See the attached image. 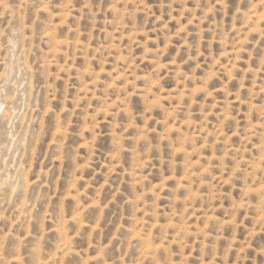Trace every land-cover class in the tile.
<instances>
[{
	"label": "rangeland",
	"instance_id": "374dc122",
	"mask_svg": "<svg viewBox=\"0 0 264 264\" xmlns=\"http://www.w3.org/2000/svg\"><path fill=\"white\" fill-rule=\"evenodd\" d=\"M0 264H264V0H0Z\"/></svg>",
	"mask_w": 264,
	"mask_h": 264
},
{
	"label": "bare ground",
	"instance_id": "6f19581e",
	"mask_svg": "<svg viewBox=\"0 0 264 264\" xmlns=\"http://www.w3.org/2000/svg\"><path fill=\"white\" fill-rule=\"evenodd\" d=\"M4 98V97H3ZM11 98V97H10ZM7 100V99H6ZM8 114V113H7Z\"/></svg>",
	"mask_w": 264,
	"mask_h": 264
}]
</instances>
